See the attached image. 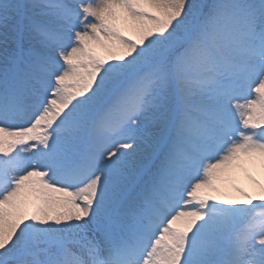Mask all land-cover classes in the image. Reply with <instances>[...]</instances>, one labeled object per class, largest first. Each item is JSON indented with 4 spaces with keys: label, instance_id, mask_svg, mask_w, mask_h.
Returning a JSON list of instances; mask_svg holds the SVG:
<instances>
[{
    "label": "snow or ice",
    "instance_id": "1",
    "mask_svg": "<svg viewBox=\"0 0 264 264\" xmlns=\"http://www.w3.org/2000/svg\"><path fill=\"white\" fill-rule=\"evenodd\" d=\"M0 264H264V0H0Z\"/></svg>",
    "mask_w": 264,
    "mask_h": 264
}]
</instances>
